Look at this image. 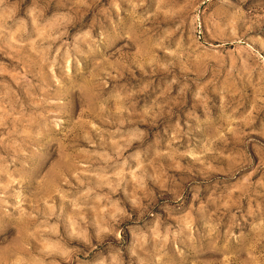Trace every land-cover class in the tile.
<instances>
[{
	"label": "rangeland",
	"instance_id": "1",
	"mask_svg": "<svg viewBox=\"0 0 264 264\" xmlns=\"http://www.w3.org/2000/svg\"><path fill=\"white\" fill-rule=\"evenodd\" d=\"M182 4L0 0V264L70 256L121 207L135 221L129 167L141 157L134 151L145 158L169 152L173 138L157 183L174 181L184 207L195 202L200 219L191 211L179 218L193 237L184 241L189 255L209 248L210 264L264 258V241L249 253L226 236L239 234L236 202L242 225L249 196L264 203V190L255 187L264 181V110L256 121L248 111L260 103L264 34L218 48L199 19L193 31ZM238 88L235 102L225 104ZM154 99L169 103L136 144L149 126L135 112ZM129 102L132 116L122 111ZM253 223L243 225L249 242Z\"/></svg>",
	"mask_w": 264,
	"mask_h": 264
},
{
	"label": "clouds",
	"instance_id": "2",
	"mask_svg": "<svg viewBox=\"0 0 264 264\" xmlns=\"http://www.w3.org/2000/svg\"><path fill=\"white\" fill-rule=\"evenodd\" d=\"M182 7L186 15L193 18V31H196L195 25L199 19L209 29L206 33L207 39L218 41V48H222L227 43L239 45L243 37L250 33L264 34V0H183ZM180 29L181 23H177L174 31ZM197 39L200 38L197 37ZM140 91L145 90L141 89ZM258 91L259 107L255 105L248 109L251 119L254 121H256L257 115L264 110V61H262V75ZM227 95L228 99L224 103L231 104L240 95V89H234ZM160 96L163 97L164 93H161ZM125 101H130V99ZM168 103L169 101L166 99L160 103L154 99L151 104L135 112V104L129 102L122 109L129 116L135 112V115L140 118V123L149 126L140 128V140L136 144H143L148 139L149 128L156 126L157 120L164 113ZM172 103H179V101L173 100ZM170 114L171 109H169ZM261 127L264 129V121L261 122ZM174 142V138L169 141V152L153 151L150 158H145L140 149L134 151L141 157L134 166L129 167L133 179L131 180L132 191L128 207L136 210L135 221H133L134 213L121 207L119 214L109 216L108 220L103 222V227L96 224L93 237L90 238L87 234L85 239L80 240L85 246L84 248L71 247L70 256L51 258L47 264H188L192 260L199 261V264H210L212 259L208 253L211 252V249L207 248L201 251L199 256L189 255L192 249L184 243L185 240L192 241L193 237L189 229L179 221V218L191 211L197 220L200 219L197 214L198 209L192 207V203L195 202L188 201L187 207H184V193L174 181H169L167 187L162 181L157 183L159 177L164 175L163 157L169 155L170 146ZM174 166L175 162L169 164V169ZM255 187L264 190V181L257 180ZM251 190L254 191L253 185ZM158 191L167 193L170 201L163 195L158 196ZM181 195H183V199H181ZM246 195L248 196V193ZM255 195H260V193L256 192ZM240 199H244V197L237 198V200ZM149 205H151L150 209ZM241 207L242 205L236 202L234 204L235 211H233L235 226L239 230V234L233 236L229 231L226 236L229 240L237 242L238 250L254 253L256 251L254 245L264 241V203L249 196L246 216L244 213L240 215V220L247 227L250 222H255L253 230L256 234L252 242L244 239V226L236 219ZM120 217H126L132 223L121 225L118 219ZM80 219L83 221V216ZM199 234L198 232L197 236ZM4 264H16V261L8 260ZM246 264H252V260ZM255 264H264V258L256 261Z\"/></svg>",
	"mask_w": 264,
	"mask_h": 264
}]
</instances>
